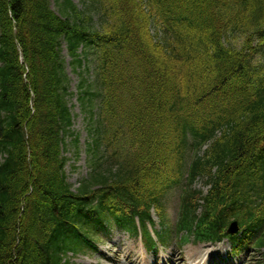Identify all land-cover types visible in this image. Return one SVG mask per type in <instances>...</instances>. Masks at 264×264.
Wrapping results in <instances>:
<instances>
[{
    "label": "trees",
    "instance_id": "16d2710c",
    "mask_svg": "<svg viewBox=\"0 0 264 264\" xmlns=\"http://www.w3.org/2000/svg\"><path fill=\"white\" fill-rule=\"evenodd\" d=\"M81 3L78 9L70 0L57 2L59 18L49 0H0V156H5L0 162V264H63V255L74 250L98 216L122 218L126 210L153 206L159 192L153 177L159 165L185 158L188 130L202 138V146L208 144L202 155L201 143L195 146L200 150L191 177L208 176L211 190L200 217L189 195L180 229L192 233L215 223L227 200L244 201L242 222L257 213L264 218V75L257 77L264 65V0ZM228 30L239 39L225 52L227 62L207 64L210 48L214 56L225 51L215 35ZM95 38L100 42L93 44ZM238 40L247 55L237 51ZM63 44L89 112L104 94L101 107L109 105V66H130L123 87L132 89L136 80L140 92L130 98L132 106L124 101L122 113L130 124L121 123L133 126L139 144L154 145L128 174L126 166L101 173L102 163L93 159L89 178L75 191L63 172L64 135L72 125ZM18 49L28 68L26 81ZM179 61L183 65L177 69ZM94 62L99 67L90 80ZM195 66L199 74L184 82V72ZM225 76L230 88L238 80L259 82L255 100L216 118L202 114L207 104L211 111L219 107L206 93L214 89V79L221 82ZM150 117L164 125L159 132L142 129ZM94 146L97 157L96 134Z\"/></svg>",
    "mask_w": 264,
    "mask_h": 264
},
{
    "label": "rangeland",
    "instance_id": "374dc122",
    "mask_svg": "<svg viewBox=\"0 0 264 264\" xmlns=\"http://www.w3.org/2000/svg\"><path fill=\"white\" fill-rule=\"evenodd\" d=\"M51 1H52V6L54 8V0H51ZM72 1H73V3H77V0H72ZM70 78H71V90L74 92L75 91V84H76L77 80L75 79V77H72V76H70ZM74 111L76 113H79L77 106L75 107ZM75 129H77V130H79V131L82 132V121H81V117H77V121L75 123ZM81 142H83V139H81ZM69 158L72 159L73 157L70 155ZM85 168H86V162H85L84 156L82 155L80 157L79 162L76 164V168L74 169V171H72L71 169H69L68 172H67V176L69 178V181H70L71 184H73V186L76 187L77 186V182L84 176V174L86 172V169ZM125 242L126 243L127 242L129 243V241L127 240V238H125ZM107 248H111V245L109 243H107L105 245V247L102 248V251L107 250ZM201 248H202V246H201ZM126 249H128V248H126L125 246L115 247L113 249L115 251L114 258L115 259L121 258L122 260H124L126 254H127L126 253ZM130 249L132 251V256L139 255V254H143V250L140 249V246H139L138 243H134V245H132V247ZM100 251H101V249H100ZM185 251L188 252V253H192L193 251H195V252L196 251H199L200 252L201 250L195 249L193 247L192 248L186 247ZM169 253H170L169 250L164 251V254L167 255V256H169ZM253 254L255 255L256 253H253ZM196 256H195V258H196ZM198 257L200 258V256H198ZM93 259H94V264H95L97 262L96 261L97 256L95 255V257ZM255 259L258 260L259 257H255ZM245 260H246V258H243V262ZM262 260L264 262V258ZM72 262H74L75 264H87L88 260L83 259L81 257H77V258L75 257V259L72 260Z\"/></svg>",
    "mask_w": 264,
    "mask_h": 264
},
{
    "label": "bare ground",
    "instance_id": "6f19581e",
    "mask_svg": "<svg viewBox=\"0 0 264 264\" xmlns=\"http://www.w3.org/2000/svg\"><path fill=\"white\" fill-rule=\"evenodd\" d=\"M181 263L184 264V260H182Z\"/></svg>",
    "mask_w": 264,
    "mask_h": 264
}]
</instances>
